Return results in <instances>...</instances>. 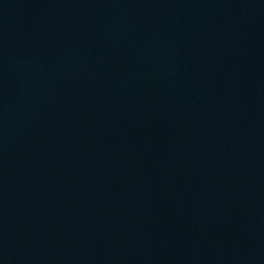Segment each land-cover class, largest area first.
Masks as SVG:
<instances>
[{"label": "water", "instance_id": "water-1", "mask_svg": "<svg viewBox=\"0 0 264 264\" xmlns=\"http://www.w3.org/2000/svg\"><path fill=\"white\" fill-rule=\"evenodd\" d=\"M0 264H264V0H0Z\"/></svg>", "mask_w": 264, "mask_h": 264}]
</instances>
